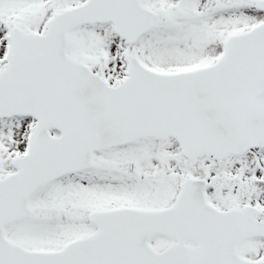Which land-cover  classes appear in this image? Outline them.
Masks as SVG:
<instances>
[{
  "label": "snow or ice",
  "instance_id": "6c2138e0",
  "mask_svg": "<svg viewBox=\"0 0 264 264\" xmlns=\"http://www.w3.org/2000/svg\"><path fill=\"white\" fill-rule=\"evenodd\" d=\"M0 264H264V0H0Z\"/></svg>",
  "mask_w": 264,
  "mask_h": 264
}]
</instances>
